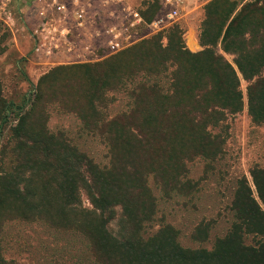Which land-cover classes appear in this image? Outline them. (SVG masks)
<instances>
[{
  "label": "trees",
  "instance_id": "1",
  "mask_svg": "<svg viewBox=\"0 0 264 264\" xmlns=\"http://www.w3.org/2000/svg\"><path fill=\"white\" fill-rule=\"evenodd\" d=\"M156 6L150 19L141 11L145 22L156 17ZM168 31L97 63L53 68L21 107L0 90V127L7 128L12 113L17 117L0 152V264H13L4 257L1 236L17 221L80 236L96 264H264V241L246 243L264 238L260 167L250 180L237 181L232 225L211 250L183 248L171 226L143 237L157 213L150 179L166 196L195 190L188 164L197 158L215 163L223 155L222 129L230 117L247 108L253 124H264V1L211 2L200 53L185 48L179 26ZM219 46L234 65L217 53ZM120 91L127 92L130 109L111 116L118 99L110 95ZM52 105L103 140L108 166L101 168L63 132L48 129ZM83 192L91 210L82 206ZM198 231L208 239L207 227Z\"/></svg>",
  "mask_w": 264,
  "mask_h": 264
},
{
  "label": "rangeland",
  "instance_id": "2",
  "mask_svg": "<svg viewBox=\"0 0 264 264\" xmlns=\"http://www.w3.org/2000/svg\"><path fill=\"white\" fill-rule=\"evenodd\" d=\"M213 1L187 0L181 8L175 26H179L184 32V46L193 54L204 50L199 42V33L205 18V8ZM232 1L247 3L264 0ZM25 2L26 0H0V10L7 5L10 12V19L3 14L4 20H0V48L3 50L0 54V90L2 97L15 107L29 102L40 77L44 71L50 70H42L32 61V43L24 15ZM129 2L146 13L145 17L150 19L161 0ZM151 6L153 10L150 9ZM168 30L159 33L167 35ZM216 51L234 65L233 56L224 54L220 46ZM140 80L141 78L138 79ZM161 81L167 86V80ZM247 87L248 84L242 81L245 96ZM110 97L118 99L110 106L111 116L130 109V99L126 91L111 94ZM48 113V129L51 132H63L73 146L101 168L109 165L107 145L100 137L86 132L76 116L63 113L57 105L49 107ZM16 121L17 117L12 113L7 128L0 127V152L8 139L9 129ZM222 130L227 140L223 155L215 163L205 158H197L188 164L187 180L195 190L166 196L154 180L150 179V187L157 200V213L154 220L143 229L142 234L146 240L152 238L161 228L171 226L177 232L178 242L183 248L211 250L216 241L229 232L233 222L231 206L237 181L243 176L250 180V173L255 167L264 168V124H253L245 108L242 114L230 117ZM218 132L215 130L214 133ZM81 200L83 208L92 209L84 192ZM200 225L209 229L208 239H204V235L197 232ZM263 241L264 238H246L247 245ZM1 243L5 259L13 264H96L89 258L87 244L80 236L61 233L40 223H8L1 236Z\"/></svg>",
  "mask_w": 264,
  "mask_h": 264
},
{
  "label": "built area",
  "instance_id": "3",
  "mask_svg": "<svg viewBox=\"0 0 264 264\" xmlns=\"http://www.w3.org/2000/svg\"><path fill=\"white\" fill-rule=\"evenodd\" d=\"M186 2L161 0L147 24L128 0H26L32 61L42 70L103 61L175 26Z\"/></svg>",
  "mask_w": 264,
  "mask_h": 264
},
{
  "label": "crops",
  "instance_id": "4",
  "mask_svg": "<svg viewBox=\"0 0 264 264\" xmlns=\"http://www.w3.org/2000/svg\"><path fill=\"white\" fill-rule=\"evenodd\" d=\"M129 1V0H128ZM130 3V2H129Z\"/></svg>",
  "mask_w": 264,
  "mask_h": 264
}]
</instances>
